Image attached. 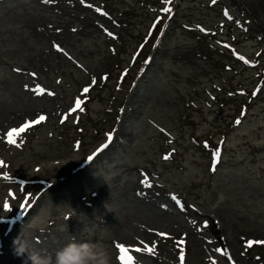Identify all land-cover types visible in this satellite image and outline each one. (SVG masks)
<instances>
[{
	"label": "rangeland",
	"instance_id": "1",
	"mask_svg": "<svg viewBox=\"0 0 264 264\" xmlns=\"http://www.w3.org/2000/svg\"><path fill=\"white\" fill-rule=\"evenodd\" d=\"M75 98L83 111H71ZM38 113L45 122L21 133L10 154L8 213L41 195L0 237V264H25L18 238L54 253L73 237L118 264V242L143 232L184 241V264L208 254L218 264H264V245L247 247L264 240V0H0V135ZM140 181L166 204L138 201ZM140 224L142 234L132 231ZM172 244L166 263L156 249L136 258L180 264Z\"/></svg>",
	"mask_w": 264,
	"mask_h": 264
},
{
	"label": "bare ground",
	"instance_id": "2",
	"mask_svg": "<svg viewBox=\"0 0 264 264\" xmlns=\"http://www.w3.org/2000/svg\"><path fill=\"white\" fill-rule=\"evenodd\" d=\"M55 50V49H54ZM141 75H143V74H141ZM33 81H34V79H33ZM37 84V83H36ZM29 86V85H28ZM27 86V87H28ZM32 87V86H31ZM28 89V88H27ZM33 89H34V87H33ZM37 89H39V90H41L40 88H39V86L36 88V90ZM35 90V89H34ZM122 90V89H121ZM45 91V90H44ZM40 92V91H39ZM36 93H37V91H36ZM48 94V93H47ZM34 95V94H33ZM32 95V96H33ZM39 95V94H38ZM81 95V94H80ZM42 96V95H41ZM128 98V97H127ZM122 99H123V97H122ZM76 100H77V98H75V100H74V104H73V107H72V109L73 108H75V102H76ZM125 101V100H124ZM127 103V102H126ZM121 104H122V102H121ZM70 109V108H69ZM24 110V109H23ZM125 110V109H124ZM26 111V110H25ZM42 111H43V109H42ZM76 111V110H75ZM111 111V110H110ZM23 112V111H22ZM25 113V112H24ZM28 113V112H27ZM74 113V112H73ZM23 114V113H22ZM125 114V113H124ZM40 115H44V114H42V113H38L34 118H32V120H36ZM20 116V115H19ZM24 116H26V114L24 115L23 114V116L22 117H24ZM45 116V115H44ZM25 118V117H24ZM30 119H31V117L29 118V119H23L22 121H20L19 123H17L16 125H12V124H9V125H7L5 128H3V129H1V130H3L2 131V134L0 135V161H2L3 162V164L2 165H0V171H3L4 172V174H6V176H7V178H5V181H3V182H5V184H7V186H10V188H8L7 189V195H5V194H3L2 196H1V198H0V210H1V214H0V227H3V226H5L6 228L5 229H1L0 230V237L2 236V235H6V234H8V233H10V232H13V231H15L14 229H13V227L14 226H16L18 223H19V221H21L22 219H24L32 210H33V207H35L38 203H37V200H38V198H39V196L41 195V191L39 192V191H33V193H31L29 196H27V200L25 201V202H23L22 204L24 205V207H21V205L18 207V210L17 211H15L13 214L12 213H8V212H10L11 210H12V207H13V204L16 202L15 201V192L13 191V188H14V184L12 183V181H11V178L12 177H15L16 175H14V174H12L11 173V171H10V169H11V167H10V165H11V161H10V154H12V153H14V152H16V147L22 142V140H21V138H19V135L21 134V133H19V134H17V135H14L13 137H12V139L15 141V143H10L9 142V138H8V135H7V133H8V131L9 130H11L12 128H19L21 125H23L25 122H29L30 121ZM31 120V121H32ZM19 121V120H18ZM8 122V121H7ZM11 122V121H10ZM45 122V121H44ZM16 123V122H15ZM4 123H2L1 125H3ZM14 124V123H13ZM33 126H35V125H32L31 127H29L28 129H26V130H31V128L33 127ZM39 127V126H38ZM28 132V131H27ZM26 132V133H27ZM111 140V139H110ZM98 145V144H97ZM119 146V145H118ZM98 152V151H97ZM97 152H95L94 150L88 155V156H92V159H95V157H96V155H97ZM95 153V155H93ZM14 155V154H13ZM12 155V156H13ZM75 158L76 157H74V155H70L69 157H67L66 158V160H65V165L67 164V163H69V162H71L72 160L74 161L75 160ZM79 158V157H78ZM77 159V158H76ZM91 159V160H92ZM80 161V160H79ZM90 161V160H89ZM90 163V162H89ZM88 163V164H89ZM70 164V163H69ZM77 164H79V163H77ZM47 165V164H46ZM46 165L45 164H43V165H40V167H38V168H40V170H42L43 168L46 170L47 168H46ZM64 165V164H63ZM49 166V165H48ZM19 167H20V164H19ZM83 167H86V165L85 166H83ZM37 168V169H38ZM20 169V168H19ZM37 172V171H36ZM44 172V171H43ZM3 173H0V176H2L3 177V175H4ZM5 176V177H6ZM28 177V176H27ZM15 179V178H14ZM144 179V178H143ZM8 180V181H7ZM16 180V179H15ZM56 182V180H54L53 181V183H55ZM138 183V182H137ZM15 188H16V186H15ZM146 188H150L151 189V184L150 185H148L147 183H145V182H142V181H140L139 183H138V186H137V188H136V193H135V198L138 200V201H140L141 203H145V204H147V203H150V204H154V203H158L159 205H165L166 204V201H165V194H163V196H161V197H159V194L158 193H156V192H154V194H149V192L148 191H143V190H145ZM10 193H12L13 194V196L10 194ZM173 200V202L175 201L174 199H172ZM8 202V204L10 205V207L7 209V210H5V209H3V204H4V202ZM31 202V204H32V207L31 208H29V206L26 208L25 207V205L28 203V202ZM33 202H34V204H33ZM176 202V201H175ZM184 204V203H183ZM29 205V204H28ZM186 208H188V207H186ZM178 210H185V208L184 207H182V208H177ZM171 210V209H170ZM189 210V209H188ZM54 211H55V209H54ZM53 211V212H54ZM194 211H196V210H194ZM81 213V212H80ZM80 213H76L75 214V216H79V217H82L84 214H80ZM171 213H173V214H175L176 212L175 211H173V212H171ZM55 214V213H54ZM72 215H74V214H72ZM64 216L66 217L67 216V213H65L64 214ZM206 216V215H205ZM109 217V216H108ZM214 218H217V217H212V216H210V221H212V222H214L215 221V219ZM172 219H174V218H172ZM189 220V219H188ZM190 221V220H189ZM217 222V229L218 230H222L223 232H224V235H225V237H223V239H225V240H227L228 242H230L231 244L233 243V237H231V235L230 234H228V232L226 231V229L225 228H223V225L221 224V223H219L220 221L218 220V221H216ZM139 223V222H138ZM205 223V222H204ZM215 224V223H214ZM167 225H165V226H162V228L163 229H157V231L158 230H163L164 231V233H165V235H167V233L165 232V231H169L168 229H167ZM147 228V226H143V224H140V225H137V226H134V227H132V231H135L136 230V232L135 233H137V231L138 232H140L141 231V233H138V234H142V232L144 231V229H146ZM169 228H172V226H169ZM160 231V232H161ZM221 231V232H222ZM149 232H152L153 233V230H149ZM143 236L145 237V239L143 238V239H138L137 240V243H133V242H129L128 243V245H124L123 243L124 242H118V243H120V244H123L129 251H128V255H131L132 256V264H148V263H146V262H144L142 259H139L138 257L136 258V255L137 254H142L141 252H143L144 254H146L147 252H148V250L147 249H149V248H151L152 250L153 249H156V250H154L155 251V256H156V258L158 259V261H162L163 263H166L165 262V259H166V254H167V251H171V244H172V242H170L168 245H166V244H162L161 242V239H160V237H159V235L157 236V235H154L153 236V234H146V233H144L143 232ZM170 234V233H169ZM183 234H185V232H181V236L183 237L184 235ZM135 235V234H134ZM180 236V237H181ZM23 237V236H22ZM170 237V236H169ZM173 238V237H172ZM249 239H251V238H249ZM248 239V240H249ZM144 240V241H143ZM161 241V242H160ZM179 241H181V240H179V239H177V241L176 242H174V243H176L177 244V247H178V242ZM117 241H115V243H116ZM184 242V241H183ZM166 243H168V242H166ZM172 244L173 245V247H175V244ZM234 244V246H235V243H233ZM179 248V247H178ZM48 249H50V248H46V250H48ZM137 249H140L139 251H137ZM243 249H244V251L243 252H245L246 250H245V247L243 246ZM153 251V252H154ZM156 252H157V255H156ZM116 254H117V263L118 264H121V261L118 259V257L121 255V253H120V251H119V249H116ZM207 256H209L208 258H206L205 256L202 258V260H205L204 261V264H208V263H210V264H213V262H215V264H218V262H217V260L213 257V256H211L210 254H208ZM231 257V256H230ZM164 260V261H163ZM210 260V261H209ZM229 260H230V258H229ZM234 260V259H233ZM207 261H209L208 263H207ZM147 262H148V260H147ZM152 262V261H151ZM185 263V262H184ZM228 264H236V262H233V261H229L228 262ZM238 264V263H237Z\"/></svg>",
	"mask_w": 264,
	"mask_h": 264
},
{
	"label": "clouds",
	"instance_id": "3",
	"mask_svg": "<svg viewBox=\"0 0 264 264\" xmlns=\"http://www.w3.org/2000/svg\"><path fill=\"white\" fill-rule=\"evenodd\" d=\"M19 241V242H18ZM16 254L25 256V264H111L108 252L98 244L77 241L74 237L54 253L32 248L18 238Z\"/></svg>",
	"mask_w": 264,
	"mask_h": 264
},
{
	"label": "snow or ice",
	"instance_id": "4",
	"mask_svg": "<svg viewBox=\"0 0 264 264\" xmlns=\"http://www.w3.org/2000/svg\"><path fill=\"white\" fill-rule=\"evenodd\" d=\"M170 0H165V3H169ZM213 2H215V0H213ZM163 11L165 12H170L171 9L170 8H164ZM225 15H227V12H225ZM56 47H59V46H56ZM242 60L244 59L243 57H240ZM247 63V61H245ZM145 63H147V61H145ZM18 71V70H17ZM93 83H95V80H93ZM41 91H43L41 89ZM83 92L84 93H88L89 92V87H85L83 89ZM253 95H255V93H253ZM81 104H82V101L77 98L76 102H75V108H73L71 111H75L77 109H79L80 111H83V108L81 107ZM67 117H65L66 119ZM46 119V117L44 115H40L36 120H32V121H29V122H25L23 125H21L19 128H12L11 130L8 131L7 135H8V138H9V142L10 143H15V141L12 139V137L14 135H17L19 133H23L26 129H28L29 127H31L32 125H35V124H39L41 121H44ZM64 120L62 119L61 120V123H63ZM109 140L111 139V135H109ZM102 148L105 147V145H102L101 146ZM97 151H100V149H97ZM95 155V153L93 154ZM220 153H219V150H217L214 154H213V166H215V164L217 163V159L219 157ZM165 159L168 158V156H165L164 157ZM89 159L91 160L92 157L90 156ZM3 162L0 161V165H2ZM6 176V174H5ZM7 178V176H6ZM173 199L175 200L176 197H173ZM177 203H179V201H177ZM10 207V205L8 204V202H4L3 204V209L7 210L8 208ZM21 207H24L23 204H21ZM161 236L165 235L164 233H160ZM253 245H264V240H248L247 241V247H252ZM116 247L119 249L121 255L118 257V259L121 261V264H132V256L131 255H128V249L123 245V244H117ZM178 247L180 248V251H179V261H180V264H184V259H185V253H184V248H183V241H179L178 242ZM140 249H137V251H139ZM148 251H152L151 248L147 249ZM217 252H221L222 254H226V250H222V249H216ZM213 264H215V262H213Z\"/></svg>",
	"mask_w": 264,
	"mask_h": 264
}]
</instances>
